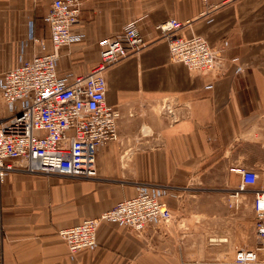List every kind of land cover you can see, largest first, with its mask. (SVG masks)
Masks as SVG:
<instances>
[{
    "label": "crops",
    "instance_id": "1",
    "mask_svg": "<svg viewBox=\"0 0 264 264\" xmlns=\"http://www.w3.org/2000/svg\"><path fill=\"white\" fill-rule=\"evenodd\" d=\"M52 0H0V76L52 51L44 16ZM80 25L59 48V74L88 72L98 41L135 21L148 42L105 72L106 102L117 107L118 139L95 153L97 174L69 178L31 172L16 161L0 193L2 264H184L231 259L254 240L253 193L264 188V0H81ZM207 9V13H200ZM191 19L176 31L224 42L225 62L201 74L170 57L154 28ZM31 23V37L29 36ZM36 40V41H35ZM231 58H237L231 60ZM241 67V70H236ZM0 97V116L5 115ZM241 166L257 172L239 190ZM140 186L161 189L172 218L137 233L103 221L91 248L69 252L63 227L98 216ZM215 236L193 231H213Z\"/></svg>",
    "mask_w": 264,
    "mask_h": 264
},
{
    "label": "built area",
    "instance_id": "2",
    "mask_svg": "<svg viewBox=\"0 0 264 264\" xmlns=\"http://www.w3.org/2000/svg\"><path fill=\"white\" fill-rule=\"evenodd\" d=\"M81 3V0H52L44 16L52 51L29 59L20 54L18 63L1 73L0 97L6 112L0 116V193L6 175L17 169L16 161L31 172L81 179L94 177L96 149L118 139L121 111L106 102L105 72L112 64L138 54L148 42L137 22H129L116 34L98 41L99 60L88 72L59 74L60 46L70 45L76 37L84 35L77 31ZM207 11L204 9L200 15ZM191 22L170 18L154 28L165 38L172 60L197 73H214L225 62L224 42L212 45L200 35L184 37L176 33ZM29 29L31 37V23ZM231 169L240 174L239 190L255 184L258 174L253 169L241 166ZM252 193L255 218L251 246L237 249L231 259L184 264H264V188ZM162 195L161 189L140 186L132 197L116 202L96 217L60 228L58 234L69 252L74 253L96 244V231L103 221L118 222L141 233L153 222L165 223L172 218ZM1 234L0 214V238Z\"/></svg>",
    "mask_w": 264,
    "mask_h": 264
},
{
    "label": "rangeland",
    "instance_id": "3",
    "mask_svg": "<svg viewBox=\"0 0 264 264\" xmlns=\"http://www.w3.org/2000/svg\"><path fill=\"white\" fill-rule=\"evenodd\" d=\"M165 223H167V222H165ZM193 233H195V235L194 234L192 235V238H193L192 241H196V242L197 241L199 242L198 238H199L200 233L208 235V239H209V237L215 236L214 230L213 231H207V232H205V231H193Z\"/></svg>",
    "mask_w": 264,
    "mask_h": 264
}]
</instances>
